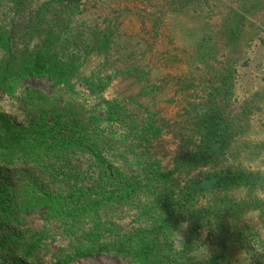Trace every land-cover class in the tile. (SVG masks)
<instances>
[{"label": "trees", "instance_id": "trees-1", "mask_svg": "<svg viewBox=\"0 0 264 264\" xmlns=\"http://www.w3.org/2000/svg\"><path fill=\"white\" fill-rule=\"evenodd\" d=\"M187 1L205 32L177 24ZM199 1L0 0V93L27 116L0 106V264H264V169L251 164L264 102L230 109L264 0L226 10L223 25L217 1ZM51 224L71 250L46 263Z\"/></svg>", "mask_w": 264, "mask_h": 264}, {"label": "rangeland", "instance_id": "rangeland-1", "mask_svg": "<svg viewBox=\"0 0 264 264\" xmlns=\"http://www.w3.org/2000/svg\"><path fill=\"white\" fill-rule=\"evenodd\" d=\"M219 8L223 9V14H218L215 16L213 21L219 22L223 25L224 22L230 21L226 14V10L237 9L238 7L246 6L248 1L246 0H216ZM201 6L205 7L203 2L199 1ZM185 11L177 13L176 22L177 24L186 26L188 28H193L196 32H205L206 28L203 22L197 20L195 24H193L190 20L189 15L186 13L190 10V2H185ZM187 6L189 7L187 9ZM189 12V11H188ZM1 16V15H0ZM1 18V17H0ZM226 19V21H225ZM233 17H231V20ZM249 20L254 25L256 30V36L253 40L249 42H245V47L235 56L236 66L239 70L238 80L236 82V88L234 90V95L230 99V109L233 114L236 115L243 111L246 103H252L254 105L263 106L264 97L262 95V90L264 86V2L261 6L259 13H257L254 17H249ZM143 32L139 23L135 28V32ZM231 51V47L225 50V55L218 54L219 60H226ZM241 53V54H240ZM25 84L29 86L38 87L46 92H52L54 87L52 83L48 79H32L26 81ZM79 89L87 91V94L90 92L86 89L85 86L78 84ZM116 86V85H115ZM118 87V86H116ZM127 85H124L122 89H126ZM118 91V89L114 90V92ZM112 94V92H111ZM249 99V100H248ZM99 100L92 99V106H96ZM20 100L15 98V102L8 96L0 93V106H2L8 113L12 115V117L18 121L19 123H23L27 121V116L20 109ZM131 112H141V108L137 106L136 103H130ZM264 118V110H259L258 108H254L252 112V119L256 122L257 130L261 132L264 128L259 124V120ZM263 128V129H262ZM263 134V133H262ZM242 148V149H241ZM238 153V157L242 153V158H246V154H243V147H241ZM250 157V155H248ZM257 169H264V156L262 154H258L254 159V162L251 163ZM90 163H86L85 168H88ZM11 177V175H5V177ZM4 177L0 173V178ZM1 183V181H0ZM29 224L35 230H41L43 226H45V221L40 213H31L28 215ZM131 220L126 219L118 222V228L122 229L123 232L128 231L131 227ZM59 227L55 224H51L49 226L48 235L52 238L49 239V246L47 249L41 251L40 256L42 260L46 263H53L56 261V258L59 257L62 252H70L71 248L69 246V241L66 236L63 235L61 231L58 230ZM255 247L258 250V246L255 244ZM71 264H130L127 259L109 257V256H94L88 259H78L75 260Z\"/></svg>", "mask_w": 264, "mask_h": 264}, {"label": "clouds", "instance_id": "clouds-1", "mask_svg": "<svg viewBox=\"0 0 264 264\" xmlns=\"http://www.w3.org/2000/svg\"><path fill=\"white\" fill-rule=\"evenodd\" d=\"M186 226V225H185ZM180 239H182V236L180 235Z\"/></svg>", "mask_w": 264, "mask_h": 264}]
</instances>
